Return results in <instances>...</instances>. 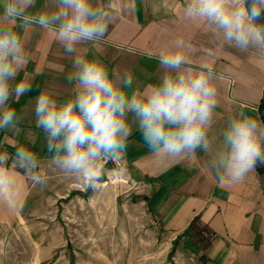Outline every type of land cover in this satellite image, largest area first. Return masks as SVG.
<instances>
[{
	"label": "crops",
	"instance_id": "0c3cea01",
	"mask_svg": "<svg viewBox=\"0 0 264 264\" xmlns=\"http://www.w3.org/2000/svg\"><path fill=\"white\" fill-rule=\"evenodd\" d=\"M96 3L102 6L106 0ZM44 4L45 0H37L36 8L29 11L40 10ZM115 4L117 19L105 39L82 53L119 73L131 72L134 85L129 94L146 90L163 77L165 70L155 57L183 39L192 46L187 67L202 70L209 64L222 77L215 81L219 106L214 133L241 112L264 123V51L251 48L240 53L225 46L208 26L183 18V0H115ZM24 40L30 61L16 80L26 75L33 86L19 102L8 101L22 119L17 131H0V148L14 153L11 145L24 143L46 158L45 134L35 125L36 98L43 90L51 91L60 102L74 95L75 83L67 80L74 57L66 55L54 36L42 29L24 33ZM207 161L201 152L175 159L156 156L134 132L121 162L123 171L109 163L108 168L117 170L93 191L49 167L45 159L46 186L41 189L20 177L23 191L18 199L11 207L0 204V264L72 263L77 250L65 247L67 227L90 219L66 221L61 214L68 209L65 203L91 202L94 209L104 211L94 221L110 224L112 219L105 216L112 217L117 205L108 201L116 180L128 181L126 185L132 186L138 201L151 213L152 222L169 242L170 264H264L262 166L241 183L221 186Z\"/></svg>",
	"mask_w": 264,
	"mask_h": 264
},
{
	"label": "clouds",
	"instance_id": "9594fccd",
	"mask_svg": "<svg viewBox=\"0 0 264 264\" xmlns=\"http://www.w3.org/2000/svg\"><path fill=\"white\" fill-rule=\"evenodd\" d=\"M0 0V131H17L21 116L16 102L32 90L28 76L16 80L30 61L24 33L37 28L51 33L63 52L73 58L67 76L75 93L60 102L49 90L36 98V128L45 134L48 156L42 158L24 143L0 148V204L11 207L23 189L24 177L46 186L44 161L59 173L93 191L121 164L130 138L138 132L149 152L171 159L208 156L207 167L221 186L241 183L257 166L264 167V123L244 112L229 117L218 134L213 131L219 106L216 80L209 64L187 67L192 46L180 39L155 59L163 77L146 90L133 89L131 72L119 73L82 49L105 39L117 19L115 0ZM182 16L218 34L225 46L245 53L264 51V0H183ZM152 58V57H150ZM15 81V83H13ZM131 117V119H129ZM123 171V168H119Z\"/></svg>",
	"mask_w": 264,
	"mask_h": 264
},
{
	"label": "rangeland",
	"instance_id": "374dc122",
	"mask_svg": "<svg viewBox=\"0 0 264 264\" xmlns=\"http://www.w3.org/2000/svg\"><path fill=\"white\" fill-rule=\"evenodd\" d=\"M261 172L264 177V167ZM113 184L114 192L108 201L117 205L113 206L112 217L105 216L112 219L110 224L94 221L102 218L104 211L94 209L91 202L65 203L68 209H62L61 214L66 221L74 217L90 219L67 227L65 247L77 250L70 264H170L169 242L132 192V186L126 185L128 181L119 180ZM69 238L72 242L67 241Z\"/></svg>",
	"mask_w": 264,
	"mask_h": 264
},
{
	"label": "built area",
	"instance_id": "2783aa9c",
	"mask_svg": "<svg viewBox=\"0 0 264 264\" xmlns=\"http://www.w3.org/2000/svg\"><path fill=\"white\" fill-rule=\"evenodd\" d=\"M117 166V165H116ZM118 167V166H117ZM122 167V163L119 165V168H121Z\"/></svg>",
	"mask_w": 264,
	"mask_h": 264
}]
</instances>
